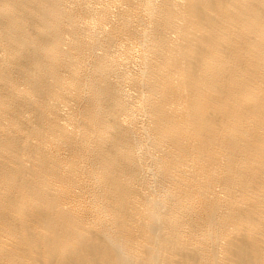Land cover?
Instances as JSON below:
<instances>
[{
	"label": "bare ground",
	"instance_id": "6f19581e",
	"mask_svg": "<svg viewBox=\"0 0 264 264\" xmlns=\"http://www.w3.org/2000/svg\"><path fill=\"white\" fill-rule=\"evenodd\" d=\"M0 264H264V0H0Z\"/></svg>",
	"mask_w": 264,
	"mask_h": 264
}]
</instances>
